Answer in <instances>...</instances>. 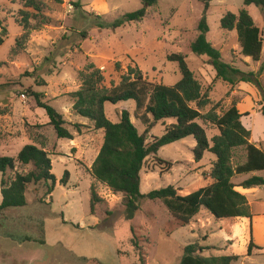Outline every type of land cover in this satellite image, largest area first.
I'll list each match as a JSON object with an SVG mask.
<instances>
[{
    "label": "rangeland",
    "instance_id": "1",
    "mask_svg": "<svg viewBox=\"0 0 264 264\" xmlns=\"http://www.w3.org/2000/svg\"><path fill=\"white\" fill-rule=\"evenodd\" d=\"M35 1L42 7L41 12L29 0H0V20L6 29L0 28L4 39L0 45V132L6 135L1 153L16 157L27 144L45 143L56 185L48 195L45 183L31 184L27 206L0 212V264H143L141 255L145 264H179L185 247L192 243L212 248L201 253L204 257L236 254L242 257L233 264H264V252L247 255L249 243L237 230L230 247L228 234L204 208L188 226L179 227L163 201L146 199L129 219L124 195L114 193L91 175L104 131L96 130L93 122L73 110L76 100L72 93L80 89L81 74L87 73L89 66L101 70L102 84L107 88L120 84L129 69L136 66L148 81L174 86L182 78L178 63L168 60L174 53L187 57L203 93L211 100L203 113L214 108L221 115L234 102L239 105L243 97L252 100L251 109H259L258 90L255 97L241 84L231 87L217 79L208 58L191 51L203 13L201 0H160L149 8L143 21L116 29L113 25L118 19L142 8L141 0H64L60 5ZM244 7V0L212 1L208 40L225 62L245 72H258L264 64V48L259 61L245 57L237 32L221 27L226 13L238 14ZM246 8L264 30V9L254 5ZM261 80L264 85V72ZM31 92L42 93V101L63 115L73 140L58 137ZM135 108L133 100L105 106L107 117L115 123L123 111H128L142 134L146 126L134 116ZM173 122H159L148 134L149 142L152 136L164 135ZM199 122L205 125L210 140L220 134L211 123ZM252 124L264 137V126L256 116ZM195 146L196 139L188 136L149 156L141 172V192L147 194L172 185L181 195H187L211 184L216 156L207 152L202 161L196 162ZM160 159L174 163L170 172L162 174ZM245 160V149H236L233 165ZM31 168L17 164L16 171H8V180L16 172L25 173ZM66 172L69 179L64 185L61 180ZM2 178L0 173V183ZM92 188L102 200L93 213ZM248 198L264 200V187L262 193L249 194ZM255 227L256 240L264 244V219L256 221ZM134 235L138 237V248Z\"/></svg>",
    "mask_w": 264,
    "mask_h": 264
},
{
    "label": "trees",
    "instance_id": "2",
    "mask_svg": "<svg viewBox=\"0 0 264 264\" xmlns=\"http://www.w3.org/2000/svg\"><path fill=\"white\" fill-rule=\"evenodd\" d=\"M49 1L60 5L64 0ZM141 1L142 8L122 16L115 22L113 29L143 21L148 17L149 8L156 6L160 0ZM212 1L214 0H201L203 13L198 24L199 33L190 45L191 51L197 56H206L208 64L216 71V78L231 87H236L242 82L255 86L261 95L259 110L264 116V85L261 80L264 64L258 72H245L222 59L221 52L208 40L210 31L208 12ZM29 3L39 12L42 11V7L35 0H29ZM251 5L262 10L264 0H244L245 7L238 14L228 12L222 17L221 27L227 31H236L241 54L259 61L264 48V30L256 25L246 8ZM0 28L6 31L1 20ZM3 42L4 39L0 37V45ZM168 60L178 63L182 74L181 80L174 86L148 81L138 66L130 68L121 83L110 88L103 86L101 70L93 65L88 67L87 73L81 74V87L72 93L76 100L73 110L77 115L93 122L96 130L104 131V141L91 166V175L114 193L124 195V206L129 219H133L140 210L143 200H161L173 215L176 226H188L204 208L220 223L221 230H225L230 236L231 227L236 219L241 217L252 219L264 215V203L251 205L246 195L235 189L237 185L233 182L237 175L264 170V150L251 142V130L242 123V117L249 113H241L238 102H234L221 115L217 114L214 108L203 113L211 100L203 93L202 85L190 69L187 57L181 53H174L168 56ZM117 69H120L119 65ZM31 95L35 96L39 107L46 112L49 124L53 126L58 137L73 140V134L65 128L66 121L63 115L49 102L42 101L44 96L42 93L31 92ZM129 100L136 103L134 116L146 126L142 134L132 122L128 111H123L120 121L116 123L106 115L107 103L117 104ZM167 119H173L175 122L165 128L164 135L152 136V141L149 142L148 134L151 129ZM199 120L216 126L220 134L210 140L205 125ZM188 136L196 139V146L193 148L196 162L202 161L207 152L216 156L211 174L213 182L187 195H181L180 190L172 185L143 194L141 172L145 160L151 155H157L162 147ZM5 138L6 135L0 132V145ZM45 148V143L27 144L16 157L0 153V173L3 174L0 183L2 194L0 212L27 206L26 194L31 184L45 183L48 195H52L56 177L52 173L50 153ZM239 148L245 149L246 160L234 166V151ZM160 163L163 165L162 174L170 172L174 167L171 161L160 159ZM17 164L32 168L25 173L16 172L15 176L8 180V171H16ZM68 179L69 172H66L61 180L62 184L66 185ZM240 186L246 189L264 186V178L252 176ZM101 201L95 188H92L90 203L92 213ZM137 238L134 235L133 242L138 248L140 246ZM228 243L232 244L231 241ZM210 249L212 248L199 243L189 244L185 247L179 264H233L241 258L236 254L202 256L201 253ZM255 250L260 253L264 248L256 245L251 237L247 255L251 256ZM141 261L145 264L144 255H141Z\"/></svg>",
    "mask_w": 264,
    "mask_h": 264
},
{
    "label": "crops",
    "instance_id": "3",
    "mask_svg": "<svg viewBox=\"0 0 264 264\" xmlns=\"http://www.w3.org/2000/svg\"><path fill=\"white\" fill-rule=\"evenodd\" d=\"M241 85H242L241 87H244L245 89H250L251 93H254L255 97H257L258 94H257V92H255V89L256 90H258V89L255 86L248 84V83H244V82H242ZM252 87H254V88H252ZM258 93H259V91H258ZM247 98L243 97L242 102L238 105V108H239L241 113H246L250 109V112H248L249 115L242 117V123L244 124V126L247 129L251 130V142L264 150V137L259 136V131H256L254 129L253 124H252V122L256 116L257 120H259V122L264 126V116L262 115V113L260 112L259 109H251L250 108L252 100L249 101ZM1 152H2V150H1V145H0V153ZM2 155H4V154H2ZM4 156H6V155H4ZM252 176H260V177L264 178V170L252 172V173H248V174H240L239 176H235L233 178V182L237 185L235 187V189L237 191H239L240 193L246 195V197H247V199L251 205L258 203V202L264 203V200L262 198H257L254 201H250L248 198L249 194H256V193L260 194V193H262V187H264V186H258V187H253V188H249V189H246V188H243L242 186H240V184L243 181H245L246 179H249ZM261 218L264 219V215L255 216L252 219H248L245 217H241V218L236 219L235 224L232 225V227H231L232 234L230 236L228 235V237H229L228 241L232 242V244L228 243L229 246L230 247L233 246V244L235 242V238H234L235 234H236L235 231L237 230L238 234H240V233L243 234L246 243H249V241L251 240V237H253L254 243L256 245L264 248V244H261V243H259V241L256 240V228L257 227H255V223H256V221H258ZM263 252H264V250L260 251L261 254ZM254 253H257V251L255 250L253 252V254Z\"/></svg>",
    "mask_w": 264,
    "mask_h": 264
}]
</instances>
